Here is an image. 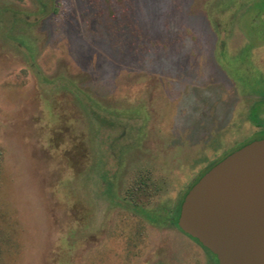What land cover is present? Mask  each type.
Masks as SVG:
<instances>
[{
    "label": "rangeland",
    "instance_id": "374dc122",
    "mask_svg": "<svg viewBox=\"0 0 264 264\" xmlns=\"http://www.w3.org/2000/svg\"><path fill=\"white\" fill-rule=\"evenodd\" d=\"M263 137L264 0H0V264H215L168 218Z\"/></svg>",
    "mask_w": 264,
    "mask_h": 264
},
{
    "label": "water",
    "instance_id": "95a60500",
    "mask_svg": "<svg viewBox=\"0 0 264 264\" xmlns=\"http://www.w3.org/2000/svg\"><path fill=\"white\" fill-rule=\"evenodd\" d=\"M177 227L218 264H264V138L223 158L188 190Z\"/></svg>",
    "mask_w": 264,
    "mask_h": 264
},
{
    "label": "trees",
    "instance_id": "16d2710c",
    "mask_svg": "<svg viewBox=\"0 0 264 264\" xmlns=\"http://www.w3.org/2000/svg\"><path fill=\"white\" fill-rule=\"evenodd\" d=\"M264 138V137H263ZM182 200H183V198H182ZM182 200L179 202V204L176 206V208H175V210H174V213H173V215L170 217V218H168V222L172 225V226H174L176 229H178L179 230V228L177 227V219H178V216H179V211H180V205H181V203H182ZM159 222H157V224H158ZM158 225H160V224H158ZM180 231V230H179ZM193 241L194 242H196L208 255H209V257H211V259H212V261L213 262H215V264H218L217 263V260H216V257L209 251V250H207V249H205V248H203L199 243H198V241L197 240H195V239H193Z\"/></svg>",
    "mask_w": 264,
    "mask_h": 264
},
{
    "label": "flooded vegetation",
    "instance_id": "af4514ba",
    "mask_svg": "<svg viewBox=\"0 0 264 264\" xmlns=\"http://www.w3.org/2000/svg\"><path fill=\"white\" fill-rule=\"evenodd\" d=\"M261 139H262V138H261ZM249 143H250V142H249ZM247 144H248V143H247ZM238 149H239V148H238ZM236 150H237V149H235L234 151H236ZM234 151H233V152H234ZM230 154H231V153H230ZM228 155H229V154H228ZM228 155H227V156H228ZM225 157H226V156H225ZM225 157H224V158H225ZM222 159H223V158H222ZM222 159H221V160H222ZM221 160H219L218 162H220ZM218 162H217V163H218ZM217 163H215V164H217ZM215 164H214V165H215ZM214 165H213V166H214ZM213 166H212V167H213ZM210 168H211V167H210ZM210 168H209V169H210ZM209 169H208V170H209ZM208 170H207V171H208ZM207 171H206V172H207ZM206 172H204V173H203V174H202V175H201V176H200V177L194 182V184H195V183H196V182H197V181H198V180H199V179H200V178H201ZM194 184H193V185H194ZM177 230H178V229H177ZM180 232H181V231H180ZM181 233H182V232H181ZM183 234H184V233H183ZM186 236H187V235H186ZM187 237L190 238L189 236H187ZM190 240H193V239L190 238Z\"/></svg>",
    "mask_w": 264,
    "mask_h": 264
}]
</instances>
